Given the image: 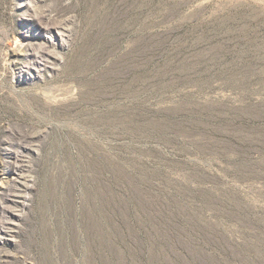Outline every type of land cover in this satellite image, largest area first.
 I'll use <instances>...</instances> for the list:
<instances>
[{
    "label": "rangeland",
    "instance_id": "374dc122",
    "mask_svg": "<svg viewBox=\"0 0 264 264\" xmlns=\"http://www.w3.org/2000/svg\"><path fill=\"white\" fill-rule=\"evenodd\" d=\"M0 264H264V0H0Z\"/></svg>",
    "mask_w": 264,
    "mask_h": 264
}]
</instances>
